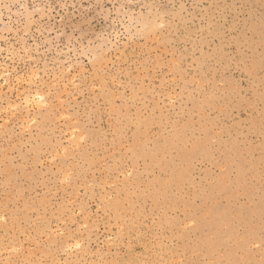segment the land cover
Listing matches in <instances>:
<instances>
[{"label":"rangeland","instance_id":"1","mask_svg":"<svg viewBox=\"0 0 264 264\" xmlns=\"http://www.w3.org/2000/svg\"><path fill=\"white\" fill-rule=\"evenodd\" d=\"M0 264H264V0H0Z\"/></svg>","mask_w":264,"mask_h":264},{"label":"bare ground","instance_id":"2","mask_svg":"<svg viewBox=\"0 0 264 264\" xmlns=\"http://www.w3.org/2000/svg\"><path fill=\"white\" fill-rule=\"evenodd\" d=\"M219 217V216H218ZM218 217H215V218H218ZM214 221H215V219H214Z\"/></svg>","mask_w":264,"mask_h":264}]
</instances>
